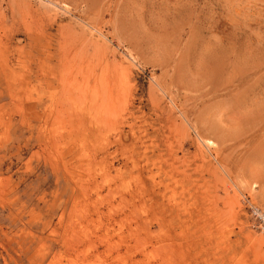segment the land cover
<instances>
[{"label": "rangeland", "instance_id": "1", "mask_svg": "<svg viewBox=\"0 0 264 264\" xmlns=\"http://www.w3.org/2000/svg\"><path fill=\"white\" fill-rule=\"evenodd\" d=\"M245 196L264 0H0V264H264Z\"/></svg>", "mask_w": 264, "mask_h": 264}, {"label": "built area", "instance_id": "2", "mask_svg": "<svg viewBox=\"0 0 264 264\" xmlns=\"http://www.w3.org/2000/svg\"><path fill=\"white\" fill-rule=\"evenodd\" d=\"M243 203L248 210L249 216L252 219L254 227L259 231L264 232V211L258 205L253 203L250 198L244 197Z\"/></svg>", "mask_w": 264, "mask_h": 264}, {"label": "bare ground", "instance_id": "3", "mask_svg": "<svg viewBox=\"0 0 264 264\" xmlns=\"http://www.w3.org/2000/svg\"><path fill=\"white\" fill-rule=\"evenodd\" d=\"M79 218V217H78ZM80 219V218H79ZM107 240V239H106ZM94 247V246H93ZM108 247V246H107ZM82 262V261H81ZM91 263V262H90Z\"/></svg>", "mask_w": 264, "mask_h": 264}]
</instances>
